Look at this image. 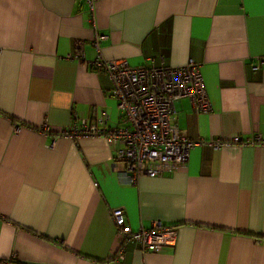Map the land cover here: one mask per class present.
<instances>
[{"label": "crops", "instance_id": "crops-1", "mask_svg": "<svg viewBox=\"0 0 264 264\" xmlns=\"http://www.w3.org/2000/svg\"><path fill=\"white\" fill-rule=\"evenodd\" d=\"M95 34L99 38L95 46ZM100 55L133 66L199 64L211 109L172 122L192 141L264 142V0H0V264H264V144L207 145L129 184L103 137L60 131L92 109L124 125ZM50 127L42 135V123ZM132 230L175 227L142 252Z\"/></svg>", "mask_w": 264, "mask_h": 264}, {"label": "built area", "instance_id": "built-area-1", "mask_svg": "<svg viewBox=\"0 0 264 264\" xmlns=\"http://www.w3.org/2000/svg\"><path fill=\"white\" fill-rule=\"evenodd\" d=\"M85 1L93 9L97 0ZM99 38L104 39L106 35L95 34L97 48ZM91 64L108 77L110 95L125 114L124 125L110 126L105 113L92 109L88 117L71 121L60 131V136L73 140L81 136L103 137L108 144L118 145L115 165L120 167L129 184H136L141 177H161L183 167L196 146L221 149L233 143L264 144L258 134L246 141L238 137L229 142L219 138L192 141L177 128L171 115L174 103L182 98H188L197 111L211 109L199 64L193 60L176 67L133 66L125 59L106 60L98 53ZM39 132L48 135L49 125L42 123ZM111 217L120 240V259L128 243H137L142 252H157L173 243L176 235L174 226L159 221H154L149 229L134 231L125 225L124 212L119 208L111 212ZM15 258L12 254L3 264H19Z\"/></svg>", "mask_w": 264, "mask_h": 264}]
</instances>
